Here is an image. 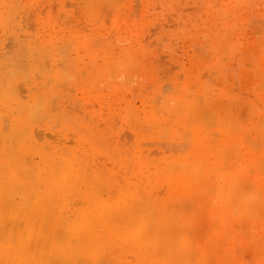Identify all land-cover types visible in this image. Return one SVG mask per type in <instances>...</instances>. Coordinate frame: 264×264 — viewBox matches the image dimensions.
Masks as SVG:
<instances>
[{
	"label": "rangeland",
	"instance_id": "1",
	"mask_svg": "<svg viewBox=\"0 0 264 264\" xmlns=\"http://www.w3.org/2000/svg\"><path fill=\"white\" fill-rule=\"evenodd\" d=\"M0 264H264V0H0Z\"/></svg>",
	"mask_w": 264,
	"mask_h": 264
},
{
	"label": "bare ground",
	"instance_id": "2",
	"mask_svg": "<svg viewBox=\"0 0 264 264\" xmlns=\"http://www.w3.org/2000/svg\"><path fill=\"white\" fill-rule=\"evenodd\" d=\"M7 148V147H6ZM15 156V155H14ZM10 162V161H9ZM23 176V175H22ZM17 190H19V189H17ZM19 197H21V196H19ZM21 199V198H20ZM27 202V201H26ZM29 202V201H28ZM19 205H20V202L18 203ZM29 205V204H28ZM22 206H24V205H22ZM21 207V206H20ZM22 208V207H21ZM20 208V209H21ZM25 208V207H24ZM29 208V207H28ZM18 209V208H17ZM22 211V210H21ZM22 213V212H21ZM32 215H33V213H31ZM5 218V217H4ZM20 218V217H19ZM2 219H3V217H2ZM23 219V218H22ZM33 219V216L31 217V220ZM24 221V220H23ZM33 221V220H32ZM37 221V220H36ZM55 222V221H54ZM34 225V224H33ZM55 226V225H54Z\"/></svg>",
	"mask_w": 264,
	"mask_h": 264
}]
</instances>
